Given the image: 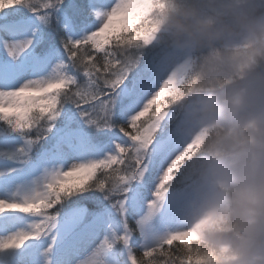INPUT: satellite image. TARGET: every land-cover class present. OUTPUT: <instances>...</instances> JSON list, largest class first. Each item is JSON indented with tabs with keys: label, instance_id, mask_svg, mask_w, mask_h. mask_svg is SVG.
I'll return each instance as SVG.
<instances>
[{
	"label": "snow or ice",
	"instance_id": "1",
	"mask_svg": "<svg viewBox=\"0 0 264 264\" xmlns=\"http://www.w3.org/2000/svg\"><path fill=\"white\" fill-rule=\"evenodd\" d=\"M136 2L0 0V264H155L171 240L183 148Z\"/></svg>",
	"mask_w": 264,
	"mask_h": 264
},
{
	"label": "trees",
	"instance_id": "2",
	"mask_svg": "<svg viewBox=\"0 0 264 264\" xmlns=\"http://www.w3.org/2000/svg\"><path fill=\"white\" fill-rule=\"evenodd\" d=\"M202 2L208 4L211 0H202ZM234 2L238 3L239 0H234ZM189 3H192V0H155L151 12L145 20L140 22L141 27L150 33V37L160 40L161 45L166 44L173 39L168 26L169 16L177 8ZM167 35L171 37L168 39ZM190 51L191 62L185 69L184 83L178 89L181 91L179 94L184 96L180 101L188 103L197 97L210 100L214 107L222 103L219 108L220 112H214L218 120L217 124L197 136L199 138L196 142L189 146L188 156L181 158L178 166L186 169L190 165L188 158L196 155L216 134V131L227 132L233 127H236L235 131L243 132L244 135L228 136L230 140L235 139V144L220 145L218 149L227 156L231 151L236 160L237 157L241 159L244 156L248 157L247 152H250L253 147H258L259 141H263L264 118L250 122L244 114L240 120L243 122L241 127L234 120L228 121L224 108L232 105L238 94H241L243 99H249L260 90H264V48L252 46L244 41H238L227 49L213 48L212 55L216 58L212 61L214 69L211 70L209 68L210 52L204 51L202 47L190 48ZM218 56H222L223 59L220 60ZM221 98L225 100L222 101ZM159 99L160 103L165 105L163 107L160 103L157 104L160 111L166 109L172 113L178 112L179 102L168 104L169 100L166 101L163 96ZM183 185L188 186V184ZM221 190L225 194V189L221 188ZM224 216L225 213L223 216H216L213 225L206 231H212L220 238L221 242L218 245H209L208 241L203 238L206 232L196 241L182 243L173 239L167 245L162 246V251L156 250L155 264H222L228 259L236 261L245 257L250 252V248L260 242L258 235L264 230L255 236L254 229L262 225L249 226L234 216L225 222ZM240 243H243V246Z\"/></svg>",
	"mask_w": 264,
	"mask_h": 264
},
{
	"label": "rangeland",
	"instance_id": "3",
	"mask_svg": "<svg viewBox=\"0 0 264 264\" xmlns=\"http://www.w3.org/2000/svg\"><path fill=\"white\" fill-rule=\"evenodd\" d=\"M154 1L137 0L135 6L139 10L140 22L145 20L151 12ZM167 37L169 39L171 35H167ZM149 42L154 43L157 58L163 65V86L160 97L163 96L166 101L169 100L168 104L179 102L177 113H172L166 109H162L160 112L162 117L168 118L170 127L176 135L177 143L183 148L181 159L188 156L189 145L196 142L199 133L207 132L217 124L218 120L214 112H220L219 108H221L222 102L214 107L210 100H202L197 97L188 103L180 101L183 100L184 96L179 94L181 91H178V89L184 83V72L186 65L190 62V48L176 45L173 39L161 45L160 40L150 37ZM202 48L204 51L207 50L206 52L211 53L209 68L210 70L214 69L212 61L216 57L212 55L213 48ZM218 58L223 59L222 56H218ZM235 97L233 104L224 108L229 122L234 120L242 127L243 122L240 120L244 114L247 115V120L250 122L264 118V90H260L249 99H243L241 94ZM221 99L222 101L225 100ZM160 102V99H158L157 104ZM160 104L163 106L162 103ZM235 128L233 127L227 132L216 131V134L207 141L206 145L196 155L188 158L190 165L186 169L181 168L179 174L181 188L187 187L183 184H191L194 188H187L183 191L184 197L179 205L177 218L171 225L172 238L175 241L182 243L196 241L200 235L213 225L216 215L223 216L227 208L226 200L212 198L210 186L214 184L217 186L223 185L225 189V184L228 182L225 181L222 170L226 168L232 175L242 167L247 159L245 156L242 159L237 157V161L231 151L227 156L218 149L220 145L235 144V139L230 140L228 136L239 137L238 134L244 135L243 132L235 131ZM262 140L258 142V147L264 145L263 136ZM261 230H264L262 226L254 229L255 236ZM259 240L258 245L249 246L252 251L245 258L236 261L228 259L222 264H264V232L258 235ZM240 244L243 246V243Z\"/></svg>",
	"mask_w": 264,
	"mask_h": 264
},
{
	"label": "clouds",
	"instance_id": "4",
	"mask_svg": "<svg viewBox=\"0 0 264 264\" xmlns=\"http://www.w3.org/2000/svg\"><path fill=\"white\" fill-rule=\"evenodd\" d=\"M176 45L191 49L201 47L227 49L238 41L264 48V0H202L177 8L168 19ZM226 222L236 217L246 225L264 226V145L250 149L242 167L225 186ZM209 245L220 238L205 233Z\"/></svg>",
	"mask_w": 264,
	"mask_h": 264
}]
</instances>
